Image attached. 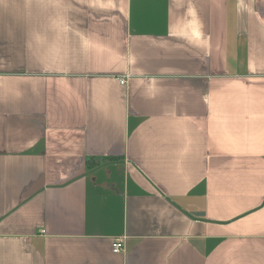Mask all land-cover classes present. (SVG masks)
I'll list each match as a JSON object with an SVG mask.
<instances>
[{"label": "crops", "instance_id": "crops-1", "mask_svg": "<svg viewBox=\"0 0 264 264\" xmlns=\"http://www.w3.org/2000/svg\"><path fill=\"white\" fill-rule=\"evenodd\" d=\"M0 264H264V0H0Z\"/></svg>", "mask_w": 264, "mask_h": 264}, {"label": "built area", "instance_id": "built-area-1", "mask_svg": "<svg viewBox=\"0 0 264 264\" xmlns=\"http://www.w3.org/2000/svg\"><path fill=\"white\" fill-rule=\"evenodd\" d=\"M120 83L125 85L127 83V79H121ZM113 253L118 254L124 250V242L121 239H117L113 242L112 245Z\"/></svg>", "mask_w": 264, "mask_h": 264}, {"label": "trees", "instance_id": "trees-1", "mask_svg": "<svg viewBox=\"0 0 264 264\" xmlns=\"http://www.w3.org/2000/svg\"><path fill=\"white\" fill-rule=\"evenodd\" d=\"M118 158H115V157H108V158H98V159H93V165L92 168L96 167V166H100L102 164H104L105 162H110V161H114V160H117ZM98 162V163H97Z\"/></svg>", "mask_w": 264, "mask_h": 264}]
</instances>
